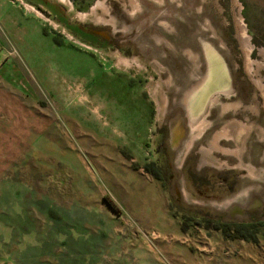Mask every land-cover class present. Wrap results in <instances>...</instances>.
<instances>
[{
  "label": "rangeland",
  "instance_id": "rangeland-1",
  "mask_svg": "<svg viewBox=\"0 0 264 264\" xmlns=\"http://www.w3.org/2000/svg\"><path fill=\"white\" fill-rule=\"evenodd\" d=\"M69 2L88 14L97 0ZM238 3L264 52V0ZM14 8L11 24L0 22V264H73L77 230L67 226L77 218L101 255L113 248L122 261L264 264V220H196L172 208L162 175L149 173L157 106L145 86Z\"/></svg>",
  "mask_w": 264,
  "mask_h": 264
},
{
  "label": "water",
  "instance_id": "water-1",
  "mask_svg": "<svg viewBox=\"0 0 264 264\" xmlns=\"http://www.w3.org/2000/svg\"><path fill=\"white\" fill-rule=\"evenodd\" d=\"M20 1L103 60L131 73L145 86L157 106L154 160L155 132L160 127L168 123L173 137L180 132L185 135L181 148L171 156L175 177L167 188L168 198L172 191L179 202L177 204L202 209L207 212L203 218L207 220H212L209 212L213 211L225 213L226 217H221L218 222L243 223L249 220V223H256L264 220V143H260L257 136H251L248 141L244 159L245 163L256 167L255 173L243 171L240 167L218 170L220 173H232L236 184L234 193L221 201L195 197L178 170L179 150L189 139L193 141L205 130L206 120L200 121L204 110L216 101L219 93H227L231 88L227 66L236 89L240 88L245 94L252 93L256 79L258 88L264 92V80H257L264 78V52L250 45L238 0H97L88 14L75 12L69 0H48L57 9L52 12L64 16L61 22L38 10L33 2ZM74 24L113 45L109 48L91 45L86 37L74 35H81V30ZM185 107L191 129L187 127ZM226 111L224 106L223 112ZM208 139L205 138L201 144H206ZM216 143L213 145L217 146ZM227 146L232 147V144L227 143ZM195 153L192 152L194 160L200 157ZM231 163L239 164L236 159H231ZM209 168L212 169L211 166ZM257 201L263 207L252 209ZM175 208L180 209L176 202L173 209L177 212ZM240 210H246L245 214H240Z\"/></svg>",
  "mask_w": 264,
  "mask_h": 264
},
{
  "label": "flooded vegetation",
  "instance_id": "flooded-vegetation-1",
  "mask_svg": "<svg viewBox=\"0 0 264 264\" xmlns=\"http://www.w3.org/2000/svg\"><path fill=\"white\" fill-rule=\"evenodd\" d=\"M29 1L33 2L34 7L49 17L54 16L56 19H59L60 22L64 17L61 13L58 16L55 15L57 9L49 4L48 0ZM76 27L81 30L79 31L81 32V35H78L77 33L74 35L86 37L89 43L99 44V48H109L113 45V43L108 40L90 34L81 26L76 25ZM227 70L231 82V88L227 92L228 94L219 93L216 101L206 107L202 118L200 119V121L202 119L206 120L207 124L205 130H203V132L196 138H193V141L189 139L184 147H182V150H179L180 164L178 170H180L189 192L200 200L221 201L227 196L233 194L236 189L233 174L226 172L220 173L218 170L226 168L227 171H229L234 170L235 167H240L243 171L255 173L256 167L252 163L244 162L245 155L248 151V141L251 136H257L258 139L262 141H260V143H264V92H261V89L258 88L255 83L256 79L254 80L255 87L253 86L255 91L253 90L252 93L245 94L240 88L236 89L228 66ZM243 70L246 73L244 67ZM163 72L166 71L164 70ZM257 80L262 81L264 78L259 77ZM258 93L260 94V97L257 96ZM250 96L252 98H250ZM233 98L236 99L234 100ZM224 106L227 107L226 112H223ZM184 109L186 112L185 119L188 122L187 127L188 129H191V120L188 116L186 107ZM155 135V160L152 162L154 170H149V173H152L153 175H162L165 186L169 188L175 177V171L171 165L173 159L171 156L176 149L181 148V140L185 138V135L180 132L173 137L172 135L174 134L168 123L160 127L158 131L155 132ZM230 135L231 137H229ZM207 137H209L207 143L201 144V142ZM217 137H220V139L217 140ZM214 142H217V146L213 145ZM227 143L232 144V147L227 146ZM192 152H196L195 155L200 157L194 160ZM231 159H236L239 164L233 165ZM192 160L194 162H192ZM209 166H211L213 170L209 168ZM251 173L250 176L252 175ZM169 201L172 203V208L173 204L176 202L177 207L180 208L179 210L175 208L178 210L177 212L187 218L200 220L205 217V214H207V212L205 213L202 209H194L177 204L179 202L172 191H170ZM262 207L260 201H257L256 204L252 205V209L256 210L261 209ZM245 211L246 210H242L240 214H245ZM209 213L210 219L214 222H218V219L221 217H226L225 213L219 214L218 211ZM247 223H249V220H246L242 224Z\"/></svg>",
  "mask_w": 264,
  "mask_h": 264
},
{
  "label": "crops",
  "instance_id": "crops-1",
  "mask_svg": "<svg viewBox=\"0 0 264 264\" xmlns=\"http://www.w3.org/2000/svg\"><path fill=\"white\" fill-rule=\"evenodd\" d=\"M15 7H18L21 9V1H17L15 5L11 6L7 1L2 2L0 0V22L1 21H6L10 23V20L14 18V13L13 10ZM11 24V23H10ZM0 25H3L0 23ZM111 214H114V212H110ZM108 213L109 218H113L111 214ZM77 218V217H76ZM78 221L71 222L70 226H67L68 229L70 230L71 228H76L77 233H71V256H67V260L71 261L73 264H153L154 261L152 260V256L150 255L149 258L146 255H143L140 260H137L132 262L130 259L128 260H121L118 258V251H115L113 248H110L107 250L104 255L100 254V250L98 247H100V244L93 243L91 241L92 238H97L94 237L93 234L87 233V229L82 227L84 226L83 222L81 221L80 218H77ZM112 223L110 222L109 225ZM115 225V224H113ZM72 226V227H71ZM78 240L80 239L81 241H85L87 247L85 246L84 242H81L79 245H75V247H72V241L73 240ZM89 239V242L87 240Z\"/></svg>",
  "mask_w": 264,
  "mask_h": 264
},
{
  "label": "trees",
  "instance_id": "trees-1",
  "mask_svg": "<svg viewBox=\"0 0 264 264\" xmlns=\"http://www.w3.org/2000/svg\"><path fill=\"white\" fill-rule=\"evenodd\" d=\"M90 44L93 45V46H95V47H97V48L100 47L99 44H97V43H91V42H90Z\"/></svg>",
  "mask_w": 264,
  "mask_h": 264
},
{
  "label": "bare ground",
  "instance_id": "bare-ground-1",
  "mask_svg": "<svg viewBox=\"0 0 264 264\" xmlns=\"http://www.w3.org/2000/svg\"><path fill=\"white\" fill-rule=\"evenodd\" d=\"M244 29H245V27H244ZM247 38H248V35H247ZM248 41H249V43H250V45H251V42H250V39L248 38Z\"/></svg>",
  "mask_w": 264,
  "mask_h": 264
}]
</instances>
